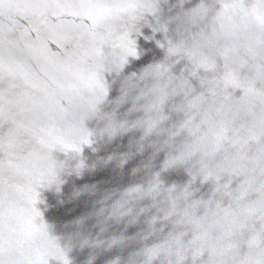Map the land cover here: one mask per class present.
Segmentation results:
<instances>
[{"label":"water","instance_id":"1","mask_svg":"<svg viewBox=\"0 0 264 264\" xmlns=\"http://www.w3.org/2000/svg\"><path fill=\"white\" fill-rule=\"evenodd\" d=\"M0 264H264V0H0Z\"/></svg>","mask_w":264,"mask_h":264}]
</instances>
